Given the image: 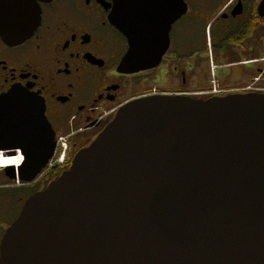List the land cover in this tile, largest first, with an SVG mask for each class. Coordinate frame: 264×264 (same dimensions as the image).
Wrapping results in <instances>:
<instances>
[{"label": "water", "instance_id": "95a60500", "mask_svg": "<svg viewBox=\"0 0 264 264\" xmlns=\"http://www.w3.org/2000/svg\"><path fill=\"white\" fill-rule=\"evenodd\" d=\"M185 11L183 0H113L109 22L128 43L119 71L157 67ZM39 20L35 0H0L5 43H22ZM48 129L36 100L18 90L0 98V148H23ZM50 159L27 155L7 177L31 183ZM0 264H264V95L126 104L25 201Z\"/></svg>", "mask_w": 264, "mask_h": 264}, {"label": "flooded vegetation", "instance_id": "af4514ba", "mask_svg": "<svg viewBox=\"0 0 264 264\" xmlns=\"http://www.w3.org/2000/svg\"><path fill=\"white\" fill-rule=\"evenodd\" d=\"M35 2L40 20L31 36L16 45L0 38V98L18 90L36 100L50 129L23 148H0V159H51L31 183L7 177V168L15 176L19 165L0 168V242L25 201L66 172L126 104L200 98L211 65L222 92L264 95L263 0H183L186 11L170 28L160 64L137 73L119 71L128 43L109 22L113 0Z\"/></svg>", "mask_w": 264, "mask_h": 264}, {"label": "bare ground", "instance_id": "6f19581e", "mask_svg": "<svg viewBox=\"0 0 264 264\" xmlns=\"http://www.w3.org/2000/svg\"><path fill=\"white\" fill-rule=\"evenodd\" d=\"M21 163V159H18L16 161H13V160H3V159H0V168H5V167H8V166H13V167H16L18 166L19 164Z\"/></svg>", "mask_w": 264, "mask_h": 264}, {"label": "rangeland", "instance_id": "374dc122", "mask_svg": "<svg viewBox=\"0 0 264 264\" xmlns=\"http://www.w3.org/2000/svg\"><path fill=\"white\" fill-rule=\"evenodd\" d=\"M212 80V77H211V75L210 76H208L207 77V79H205V88L204 89H206L207 87H208V85H209V82ZM215 82H216V86H215V88H216V90H221V88H222V86L220 85L219 86V83L220 82H218L217 81V79L216 80H214ZM223 89V88H222ZM195 96V95H194ZM1 218H3L4 219V217L3 216H1Z\"/></svg>", "mask_w": 264, "mask_h": 264}, {"label": "built area", "instance_id": "2783aa9c", "mask_svg": "<svg viewBox=\"0 0 264 264\" xmlns=\"http://www.w3.org/2000/svg\"><path fill=\"white\" fill-rule=\"evenodd\" d=\"M216 93H217L216 88H215V86H213V91L210 94H216ZM63 148H64V146H63ZM62 156H63V154H62Z\"/></svg>", "mask_w": 264, "mask_h": 264}]
</instances>
